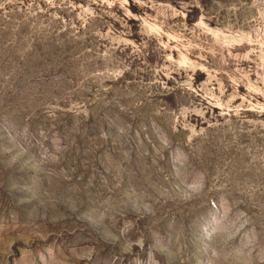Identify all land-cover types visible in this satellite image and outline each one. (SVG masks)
Wrapping results in <instances>:
<instances>
[{
	"label": "rangeland",
	"instance_id": "374dc122",
	"mask_svg": "<svg viewBox=\"0 0 264 264\" xmlns=\"http://www.w3.org/2000/svg\"><path fill=\"white\" fill-rule=\"evenodd\" d=\"M0 264H264V0H0Z\"/></svg>",
	"mask_w": 264,
	"mask_h": 264
}]
</instances>
